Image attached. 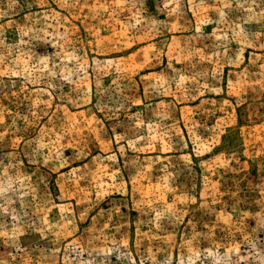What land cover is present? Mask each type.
<instances>
[{
    "label": "rangeland",
    "instance_id": "obj_1",
    "mask_svg": "<svg viewBox=\"0 0 264 264\" xmlns=\"http://www.w3.org/2000/svg\"><path fill=\"white\" fill-rule=\"evenodd\" d=\"M0 264H264V0H0Z\"/></svg>",
    "mask_w": 264,
    "mask_h": 264
}]
</instances>
